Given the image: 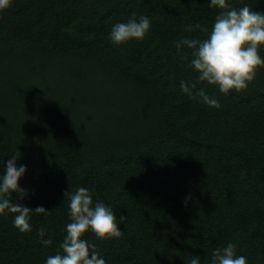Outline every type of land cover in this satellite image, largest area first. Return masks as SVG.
Returning a JSON list of instances; mask_svg holds the SVG:
<instances>
[{"label":"trees","instance_id":"obj_1","mask_svg":"<svg viewBox=\"0 0 264 264\" xmlns=\"http://www.w3.org/2000/svg\"><path fill=\"white\" fill-rule=\"evenodd\" d=\"M227 2L264 12V0ZM219 11L210 0H11L0 11V177L20 156L27 194L13 202L49 210L29 232L0 214V264H45L60 251L64 193L78 187L117 216L119 238L83 236L106 264H212L229 243L264 264V68L227 95L199 84L219 108L180 87L198 74L175 42L205 39L185 28L210 31ZM132 13L149 31L114 44L113 26Z\"/></svg>","mask_w":264,"mask_h":264},{"label":"clouds","instance_id":"obj_2","mask_svg":"<svg viewBox=\"0 0 264 264\" xmlns=\"http://www.w3.org/2000/svg\"><path fill=\"white\" fill-rule=\"evenodd\" d=\"M11 6V0H0V11ZM210 7L220 11L209 31L200 24L187 25L186 32L199 29L208 33L203 40L182 38L175 42L178 53L188 60L183 52L185 46L191 50L189 67L197 72L192 82L180 81L182 91L192 99L199 98L210 107L219 108L218 98L208 95L198 85L207 82L218 86L219 91L227 95L247 88L255 79L257 70L264 68V59L260 49L264 46V12H258L249 6L236 9L227 0H210ZM150 19L141 15L139 20L132 13L126 23L113 26L109 39L116 45L130 39L142 40L150 29ZM18 155L7 160L5 174L0 177V214L12 213L13 225L20 232L31 231L29 223L32 215H47L49 210L43 206L32 209L18 202H13L12 194L19 193V199L26 196V190L19 185L21 177L27 171L26 166L17 167ZM69 202L71 222L66 225V236L59 245L60 251L47 257L45 264H106L96 251V245L89 243L83 236L89 230L101 240L119 238L122 234L113 208L102 201L93 202L90 191L78 187L74 192L64 193ZM126 216L120 215L121 223ZM45 228H40L38 236L44 246L52 244L51 239H43ZM90 249L91 255H90ZM212 264H247L246 257L236 255V246L232 243L216 248L211 253ZM187 264H200L194 256Z\"/></svg>","mask_w":264,"mask_h":264}]
</instances>
